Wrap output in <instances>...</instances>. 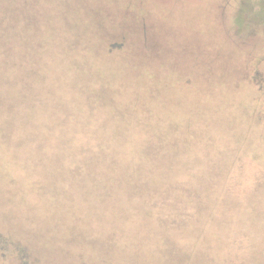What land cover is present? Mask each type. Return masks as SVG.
<instances>
[{
  "label": "rangeland",
  "instance_id": "obj_1",
  "mask_svg": "<svg viewBox=\"0 0 264 264\" xmlns=\"http://www.w3.org/2000/svg\"><path fill=\"white\" fill-rule=\"evenodd\" d=\"M0 264H264V0H0Z\"/></svg>",
  "mask_w": 264,
  "mask_h": 264
}]
</instances>
